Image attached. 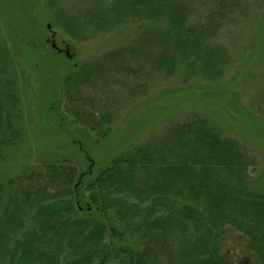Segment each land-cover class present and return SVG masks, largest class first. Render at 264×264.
Returning <instances> with one entry per match:
<instances>
[{"label": "trees", "instance_id": "1", "mask_svg": "<svg viewBox=\"0 0 264 264\" xmlns=\"http://www.w3.org/2000/svg\"><path fill=\"white\" fill-rule=\"evenodd\" d=\"M95 1L106 7L91 15L98 28L141 17L166 22L154 29L151 41L148 29L142 37L158 48L153 63L160 73L171 75L180 64L198 65L207 75L226 60L224 51L207 41L212 26L202 30L194 24L192 0ZM104 11L113 18L106 19ZM4 46L0 42V165L25 134L12 50ZM56 55L54 50L43 57L54 69ZM65 71L49 107L57 130L66 132L86 169L54 160L0 177V264H239L224 251L233 231L249 264H264V192L252 187L248 168L255 159L245 144L195 112L96 170L91 151L63 125L72 117L88 129L96 149L109 137L112 118L95 113L97 106L91 104V111L75 103L79 86L92 81L96 69L75 64Z\"/></svg>", "mask_w": 264, "mask_h": 264}, {"label": "rangeland", "instance_id": "2", "mask_svg": "<svg viewBox=\"0 0 264 264\" xmlns=\"http://www.w3.org/2000/svg\"><path fill=\"white\" fill-rule=\"evenodd\" d=\"M220 1L192 0L194 8L189 5V11L198 28L212 26L207 41L222 49L226 60L207 75L199 73L198 65L180 64L166 75L154 68L158 48L142 40L148 29L151 35L146 38L151 41L152 32L164 27V21L141 17L98 28L91 15L106 7L95 0H0V42L12 50V72L20 89L25 125L24 138L0 165V177H16L28 165L54 160H68L86 169L82 160L78 163L79 152L66 132L57 130L49 107V99L60 92L59 76L64 77L66 68L76 64L95 68L96 73L92 81L79 86L75 103L91 111V104L97 106L100 112L95 113L108 112L112 118L109 137L96 149L88 129L72 123V117L63 125L91 151L96 170L116 155L156 140L172 121L205 113L223 135L245 144L255 159L248 168L252 187L264 192V0H231L225 5ZM104 12L106 19L113 18L114 13ZM53 41L61 51L52 46ZM54 50L56 69L43 60L53 56ZM121 51L123 55L115 54ZM107 53L117 58H107ZM205 91L209 94L204 95ZM219 94L222 98L216 97ZM226 250L236 263L249 264L237 232L226 236Z\"/></svg>", "mask_w": 264, "mask_h": 264}, {"label": "water", "instance_id": "3", "mask_svg": "<svg viewBox=\"0 0 264 264\" xmlns=\"http://www.w3.org/2000/svg\"><path fill=\"white\" fill-rule=\"evenodd\" d=\"M48 27H50V25L48 26ZM53 38H54V36H53ZM54 40V39H53ZM52 46L54 47V48H56L58 51H61V49H59L58 48V46H57V44L53 41V43H52ZM67 55H69V52L67 53ZM70 56V55H69Z\"/></svg>", "mask_w": 264, "mask_h": 264}, {"label": "flooded vegetation", "instance_id": "4", "mask_svg": "<svg viewBox=\"0 0 264 264\" xmlns=\"http://www.w3.org/2000/svg\"><path fill=\"white\" fill-rule=\"evenodd\" d=\"M66 52L68 53V50ZM69 55H70V53H69Z\"/></svg>", "mask_w": 264, "mask_h": 264}]
</instances>
